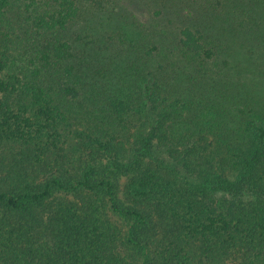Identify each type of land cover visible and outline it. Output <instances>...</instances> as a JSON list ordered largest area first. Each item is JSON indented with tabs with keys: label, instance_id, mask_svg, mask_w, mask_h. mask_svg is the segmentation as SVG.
Returning <instances> with one entry per match:
<instances>
[{
	"label": "trees",
	"instance_id": "obj_1",
	"mask_svg": "<svg viewBox=\"0 0 264 264\" xmlns=\"http://www.w3.org/2000/svg\"><path fill=\"white\" fill-rule=\"evenodd\" d=\"M0 93V264H264V0H0Z\"/></svg>",
	"mask_w": 264,
	"mask_h": 264
},
{
	"label": "rangeland",
	"instance_id": "obj_2",
	"mask_svg": "<svg viewBox=\"0 0 264 264\" xmlns=\"http://www.w3.org/2000/svg\"><path fill=\"white\" fill-rule=\"evenodd\" d=\"M137 8V11L139 13H143V6H139ZM253 35L257 36L256 32L253 33ZM242 58L245 61V57L242 56ZM18 64H20V61L18 62ZM244 75L246 78L250 79L251 75L246 73V69H244ZM1 92L3 95L2 90ZM1 101L2 100L0 98V135H2V137L0 136V142L5 141L4 138L21 139L23 141H26L29 139L42 140V138L44 137L54 136V125L55 123L57 124L58 118H56L57 115L53 109L44 107V115L41 119L42 122L39 123L38 119L36 120V118L34 117V113L32 111L25 112L16 108L10 110L7 106L2 105ZM130 179L131 176L128 174L122 175V177L120 178L118 193L121 196L127 195V190L129 189L128 185L131 182ZM114 218L122 228L126 227L127 223L125 222L127 221H125L124 218H121L117 215H115ZM135 264H140L139 258Z\"/></svg>",
	"mask_w": 264,
	"mask_h": 264
}]
</instances>
